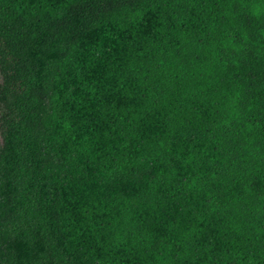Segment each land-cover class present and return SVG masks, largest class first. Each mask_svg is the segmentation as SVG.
Wrapping results in <instances>:
<instances>
[{
  "label": "trees",
  "instance_id": "1",
  "mask_svg": "<svg viewBox=\"0 0 264 264\" xmlns=\"http://www.w3.org/2000/svg\"><path fill=\"white\" fill-rule=\"evenodd\" d=\"M0 264H264V0H0Z\"/></svg>",
  "mask_w": 264,
  "mask_h": 264
}]
</instances>
